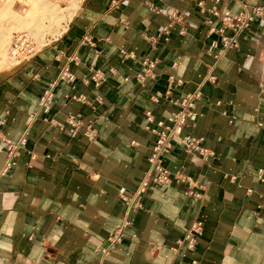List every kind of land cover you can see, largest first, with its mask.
Returning a JSON list of instances; mask_svg holds the SVG:
<instances>
[{
	"label": "crops",
	"instance_id": "obj_1",
	"mask_svg": "<svg viewBox=\"0 0 264 264\" xmlns=\"http://www.w3.org/2000/svg\"><path fill=\"white\" fill-rule=\"evenodd\" d=\"M78 2L44 46L0 73V264H264V14L217 58L198 5L214 0ZM245 2L250 12L264 6ZM173 11L186 14L165 39ZM148 60L155 76L141 82ZM96 71L99 85L86 81ZM200 84L184 133L214 156L175 142L164 164L183 167L191 185L151 183L128 211L122 196L146 175L157 122L170 123L174 102ZM77 114L74 128L66 119ZM7 141L18 148L10 167Z\"/></svg>",
	"mask_w": 264,
	"mask_h": 264
},
{
	"label": "built area",
	"instance_id": "obj_2",
	"mask_svg": "<svg viewBox=\"0 0 264 264\" xmlns=\"http://www.w3.org/2000/svg\"><path fill=\"white\" fill-rule=\"evenodd\" d=\"M215 4L211 7H206L203 2H199L200 11L202 13H207L208 17H206V23L210 26L209 33L217 34V38L212 41L213 47H219V53L216 55L217 58H220L225 52L229 49H236L239 46V36L243 31L248 29L254 21L256 16H261L264 14V6L257 7L253 11H249L247 9V5L245 0H232L241 4L242 10L240 12H234L229 7L221 9L218 4L224 0H214ZM150 8L157 13H164V9L162 7L156 6L154 4H149ZM185 12H177L173 11L169 14L170 22L166 24L163 28V35H165V39H168V35L170 33V29L173 26L174 22H181L184 19ZM220 21V25L216 26L215 22ZM156 65V61L148 60L144 61V68L140 75H138V79L141 82H144L147 77H154V67ZM93 80L97 85L101 84L104 80L103 75L96 71L90 78L86 79V81ZM174 80V78L170 79ZM181 82V81H180ZM201 85H198L196 89L190 93H188L184 98H182L179 102H174L179 105V109L173 111L172 119L170 123H165L164 121H158V128L155 130L157 132V140L151 149V153L148 157V170L146 172L145 177L139 184L137 191L131 196L126 197L122 196L128 211L135 208L134 198L139 196L142 193H145L147 187L153 183L156 185H166L171 183L172 181L186 183L188 182L191 185V177L188 176L183 167L176 169L175 171L169 170L165 164L164 159L167 154H169L175 142H179L182 145V149L184 152L198 155L203 159H207L209 157L214 156L212 151L201 146V139L194 137L192 135L184 133V127L186 125L187 119L189 117L195 116L194 106L197 99H199L202 95ZM170 92L168 91L167 94ZM52 94L47 92L42 100V107L45 111H48L50 106L52 105ZM156 101L159 100L157 95L153 96ZM80 99L85 100V97H79ZM170 102H173L170 99ZM98 104L103 103V99L99 97L97 99ZM146 119L149 123L154 122V117L151 112L146 113ZM66 122L70 124L72 127H78L83 123V120L80 118V115H70L67 117ZM62 127V125H59ZM150 128V125L147 126ZM1 139V136H0ZM9 144V153L7 159V166L10 167L14 162V157L17 155V145L7 141ZM263 170H261L262 174ZM140 207V205H138ZM126 221L125 223H127ZM125 225V224H124ZM123 225V226H124ZM121 228H119L114 235L110 238L109 248L114 245L116 241L120 239ZM202 231V222L196 221L192 225V229L190 234L188 235V239L190 242L193 241V237L195 234H200ZM193 264H196L193 261Z\"/></svg>",
	"mask_w": 264,
	"mask_h": 264
},
{
	"label": "rangeland",
	"instance_id": "obj_3",
	"mask_svg": "<svg viewBox=\"0 0 264 264\" xmlns=\"http://www.w3.org/2000/svg\"><path fill=\"white\" fill-rule=\"evenodd\" d=\"M44 1L50 2L45 8ZM56 1L0 0V73L17 67L27 55L44 46L45 37L62 28L60 17H70L80 0ZM69 3L73 4L71 9Z\"/></svg>",
	"mask_w": 264,
	"mask_h": 264
},
{
	"label": "bare ground",
	"instance_id": "obj_4",
	"mask_svg": "<svg viewBox=\"0 0 264 264\" xmlns=\"http://www.w3.org/2000/svg\"><path fill=\"white\" fill-rule=\"evenodd\" d=\"M72 5H73V4H69L68 9H71V6H72ZM43 43H45V41H44V42L42 41V44H43ZM14 50H15V49H12V52H13V53L15 52Z\"/></svg>",
	"mask_w": 264,
	"mask_h": 264
}]
</instances>
